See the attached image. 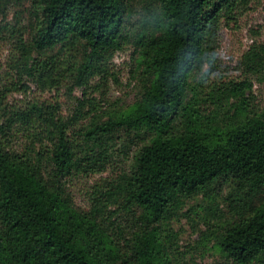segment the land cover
Listing matches in <instances>:
<instances>
[{
  "label": "trees",
  "instance_id": "16d2710c",
  "mask_svg": "<svg viewBox=\"0 0 264 264\" xmlns=\"http://www.w3.org/2000/svg\"><path fill=\"white\" fill-rule=\"evenodd\" d=\"M20 1L31 5L29 29L0 24V33L22 34L19 62L43 89H87L127 45L144 86L125 109L91 112L86 127L76 126L84 102L69 119L33 105L0 125V264H170L155 223L223 181L239 203L215 247L228 264H264V110L244 106L252 85L242 82L232 87L241 105L220 118L194 82L212 62L221 19L256 0H141L139 16L134 0ZM247 59L264 69V45ZM18 124L30 140L22 153L8 139ZM126 133L141 144L131 170L99 190L89 211L76 209L64 181L102 173L109 145ZM119 204L140 220L131 238L109 210Z\"/></svg>",
  "mask_w": 264,
  "mask_h": 264
},
{
  "label": "rangeland",
  "instance_id": "374dc122",
  "mask_svg": "<svg viewBox=\"0 0 264 264\" xmlns=\"http://www.w3.org/2000/svg\"><path fill=\"white\" fill-rule=\"evenodd\" d=\"M132 4L135 15L142 14L144 2L134 0ZM30 7L29 2L9 1L5 10H0V24L16 25V30L22 26V32L29 29ZM16 30L0 33V125H6L12 113L33 105L56 106L59 116L69 119L84 102V114L87 115H83L76 125L82 128L89 125L91 112L125 109L140 97L144 78L136 66L134 49L130 45L114 53L108 61L107 74L96 76L87 89L72 87L70 82H64L56 89H43L19 62L18 39L22 34ZM23 40H27L26 36ZM215 44L212 62L206 63L202 72L194 77L195 86L199 84L198 90L203 92V104L220 111V118L233 116L241 102L233 95L232 87L249 82L252 90L246 93L244 106L253 112L263 111L264 69L247 59V54L264 45V0L254 1L246 11L232 18L223 17ZM24 129L18 124L8 136L10 148L19 153L30 145ZM0 137L3 138L1 134ZM140 147L136 137L121 134L109 145V163L102 173L76 174L64 181L65 193L73 206L89 211L95 199L101 197L99 190L106 191L109 183L131 170ZM210 192L181 201L155 223L170 264H228L216 249L215 242L217 235L235 218L234 208L239 203L234 201L236 187L231 181H223ZM109 210L118 214L116 226L124 230L126 238H131V232L138 230L140 220L122 210L120 204ZM134 213L140 215V212Z\"/></svg>",
  "mask_w": 264,
  "mask_h": 264
}]
</instances>
